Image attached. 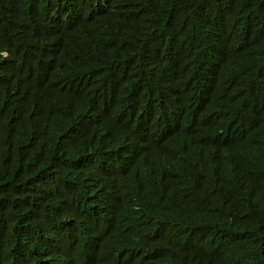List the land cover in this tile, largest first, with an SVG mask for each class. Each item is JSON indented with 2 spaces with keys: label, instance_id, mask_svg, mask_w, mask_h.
<instances>
[{
  "label": "trees",
  "instance_id": "1",
  "mask_svg": "<svg viewBox=\"0 0 264 264\" xmlns=\"http://www.w3.org/2000/svg\"><path fill=\"white\" fill-rule=\"evenodd\" d=\"M263 243L264 0H0V264Z\"/></svg>",
  "mask_w": 264,
  "mask_h": 264
},
{
  "label": "clouds",
  "instance_id": "2",
  "mask_svg": "<svg viewBox=\"0 0 264 264\" xmlns=\"http://www.w3.org/2000/svg\"><path fill=\"white\" fill-rule=\"evenodd\" d=\"M206 36H207V33L206 32H203L202 34L199 35L198 39H197V43L199 46H202L205 41H206ZM214 133V132H213ZM213 135V134H212ZM222 136V132L219 136V138ZM208 179L209 181H216L217 180V177H215L213 174H208ZM253 186L254 187H257L258 186V180H254L253 182ZM258 189H260V186L258 187ZM167 246L168 247H172L171 243L169 241H167ZM257 256L255 258V262L256 263H260L264 260V243L262 244V246L257 250ZM231 259L230 258H227L225 261H230Z\"/></svg>",
  "mask_w": 264,
  "mask_h": 264
},
{
  "label": "bare ground",
  "instance_id": "3",
  "mask_svg": "<svg viewBox=\"0 0 264 264\" xmlns=\"http://www.w3.org/2000/svg\"><path fill=\"white\" fill-rule=\"evenodd\" d=\"M36 5V4H35Z\"/></svg>",
  "mask_w": 264,
  "mask_h": 264
}]
</instances>
